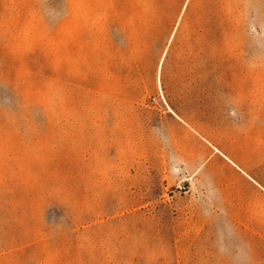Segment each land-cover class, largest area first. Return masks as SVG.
Here are the masks:
<instances>
[{
  "label": "rangeland",
  "instance_id": "rangeland-1",
  "mask_svg": "<svg viewBox=\"0 0 264 264\" xmlns=\"http://www.w3.org/2000/svg\"><path fill=\"white\" fill-rule=\"evenodd\" d=\"M0 264H264V0H0Z\"/></svg>",
  "mask_w": 264,
  "mask_h": 264
}]
</instances>
